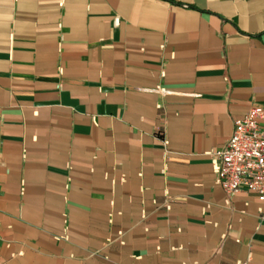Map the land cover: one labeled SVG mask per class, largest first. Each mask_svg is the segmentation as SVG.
<instances>
[{
  "label": "crops",
  "instance_id": "obj_1",
  "mask_svg": "<svg viewBox=\"0 0 264 264\" xmlns=\"http://www.w3.org/2000/svg\"><path fill=\"white\" fill-rule=\"evenodd\" d=\"M254 105L264 0H0V264H264Z\"/></svg>",
  "mask_w": 264,
  "mask_h": 264
},
{
  "label": "built area",
  "instance_id": "obj_2",
  "mask_svg": "<svg viewBox=\"0 0 264 264\" xmlns=\"http://www.w3.org/2000/svg\"><path fill=\"white\" fill-rule=\"evenodd\" d=\"M212 157L216 184L228 196L246 189L264 201V107L254 105L238 118L232 136Z\"/></svg>",
  "mask_w": 264,
  "mask_h": 264
}]
</instances>
